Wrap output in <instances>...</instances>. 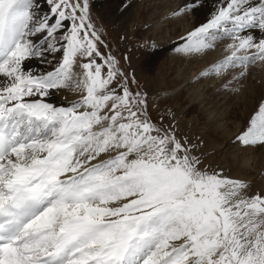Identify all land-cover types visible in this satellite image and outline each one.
<instances>
[{"label": "snow or ice", "instance_id": "obj_1", "mask_svg": "<svg viewBox=\"0 0 264 264\" xmlns=\"http://www.w3.org/2000/svg\"><path fill=\"white\" fill-rule=\"evenodd\" d=\"M44 4L0 0V264H264V191L202 168L198 145L151 119L147 93L101 51L89 0ZM255 29L264 0H221L176 51L227 39L201 76L239 64L243 77L264 62ZM56 54L51 71L27 66ZM70 86L79 99L47 102ZM235 142L264 147V103Z\"/></svg>", "mask_w": 264, "mask_h": 264}, {"label": "rangeland", "instance_id": "obj_2", "mask_svg": "<svg viewBox=\"0 0 264 264\" xmlns=\"http://www.w3.org/2000/svg\"><path fill=\"white\" fill-rule=\"evenodd\" d=\"M121 1L123 2V0L102 2L89 0V13L92 22L101 33L103 40L101 51L116 56L120 68L129 76L130 86L133 90L147 93L148 111L151 119L165 127L171 125L178 138H186V142L190 141L192 144L198 145L194 155L200 158L202 168L223 170L224 175L229 178L244 180L249 184L250 194L264 191L262 150L256 152L258 151L256 150L257 146L244 147L235 142V137L246 130L250 119L259 106L264 103L263 96L260 102H257L258 107L254 108L248 116L247 126L244 129L243 107L237 103V99L244 91L252 87L256 88L260 83L262 77L259 76L260 74L263 76L261 61L258 60L250 64L243 77L239 75L240 65L237 64L236 68L227 74L231 77L229 84H232L225 91L228 93L231 90L229 96L226 97L217 92L218 90L209 87L213 92L216 91L215 95H212L211 91L206 88L204 90L206 101L201 107L199 100L195 101L198 85V82L194 81L195 79L190 82L188 91H181L185 86L176 88L177 84L172 82V75L163 66V56L158 60L152 59L155 41L150 39L152 34L150 27L154 22L145 25L138 23L136 27L128 18H126V22H118V13L125 5ZM134 7H136L135 3ZM135 10L136 8L133 9V13ZM156 14L158 15V13ZM156 14L153 17H156ZM146 15L150 16L143 14L142 21L147 22ZM147 31L148 33L144 36L143 33ZM157 36H161V34L157 33ZM219 43L218 46L221 47L223 41L221 40ZM262 72L264 73V71ZM213 76L212 74L209 78ZM132 78H134V82H132ZM203 78L205 79L206 76ZM203 78L200 81L207 85ZM186 93L189 95L186 96ZM211 111L227 114L228 120L221 122L210 120L209 113ZM220 125L226 126L228 132H224ZM252 156L253 158H251ZM252 163H254V167H251Z\"/></svg>", "mask_w": 264, "mask_h": 264}, {"label": "bare ground", "instance_id": "obj_3", "mask_svg": "<svg viewBox=\"0 0 264 264\" xmlns=\"http://www.w3.org/2000/svg\"><path fill=\"white\" fill-rule=\"evenodd\" d=\"M102 1L105 0H99V2ZM123 2L122 3L126 6L124 5L121 7V10L118 13L119 16L117 17L118 22H126V18H128V20L132 21L134 24L133 26L135 27L138 23H143L142 25H145L154 22L152 27H150L152 30L150 39L155 41V47L152 50L151 56L153 60H158L163 56V66L172 75V82L177 84L176 88L185 86L181 91H188L190 88V82L195 79L194 81L198 82L195 101L197 102V100H199L201 107L204 106L206 101L204 91L206 88L211 91L212 95H215L218 90L217 92L224 94L226 97L229 96L231 90H229L228 93H225L227 90L226 88L232 86V84H229L231 83V77L229 75L221 77L218 74L211 73L210 75H214L212 78H209V75L204 79L203 77L205 76L202 77L201 73L206 69H210L214 63L223 60L225 56L230 54L227 49V44L231 41L227 39L222 40L223 44L221 47L218 46L220 43L217 41L215 47L208 50L206 53L186 54L176 51L177 47L182 44L180 37H186L188 32L207 23L217 10L221 0H195V5H193V0H123ZM134 3L136 7H134ZM40 6L46 11L47 5L44 4V0H40ZM134 8H136L135 13H133ZM180 9H185V11L178 15H173V13L178 12ZM156 13H158V15ZM143 14L150 15H146L147 22L142 21ZM154 14L157 16L153 17ZM147 33L148 31L144 32L143 35L145 36ZM157 33H160L161 36H157ZM251 34L257 41L264 38V32H261L259 29L252 30ZM45 59L50 61V63H43L37 59H33L27 66L33 71H51L57 66L56 60L59 59V54H56L55 58L52 55H49L45 57ZM260 64L263 65L261 68L263 76H261V74L259 76L260 78L262 77L260 83L256 88L252 87L244 91V93H242L237 99V103L243 107L242 115L244 117V129L247 126L246 122L248 116L252 113L254 108L258 107L259 104L257 105V102H260L261 98L264 96V73L262 72L264 71V62H260ZM202 78L204 79L203 81L207 82V85L200 81ZM209 87L216 91L213 92ZM79 94H81L79 91L70 86L68 88L55 90L47 98V102L58 107H66L73 101L79 99ZM188 95L189 93H186V96ZM209 118L212 121L221 122L228 120V115L211 111L209 113ZM221 129L224 132H228L226 126H221ZM256 150H258L256 152L262 150V156H264V147L257 146ZM251 158H253V156ZM254 159H256V157H254ZM251 167H254V163H252Z\"/></svg>", "mask_w": 264, "mask_h": 264}]
</instances>
